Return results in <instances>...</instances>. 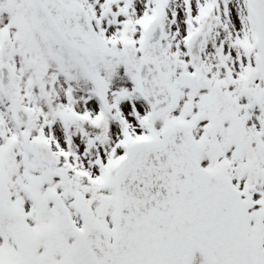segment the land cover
I'll return each mask as SVG.
<instances>
[{"label":"snow or ice","instance_id":"obj_1","mask_svg":"<svg viewBox=\"0 0 264 264\" xmlns=\"http://www.w3.org/2000/svg\"><path fill=\"white\" fill-rule=\"evenodd\" d=\"M0 264H264V0H0Z\"/></svg>","mask_w":264,"mask_h":264}]
</instances>
